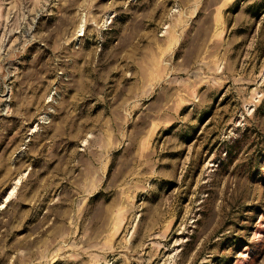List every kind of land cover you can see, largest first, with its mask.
<instances>
[{
  "label": "rangeland",
  "instance_id": "374dc122",
  "mask_svg": "<svg viewBox=\"0 0 264 264\" xmlns=\"http://www.w3.org/2000/svg\"><path fill=\"white\" fill-rule=\"evenodd\" d=\"M0 264H264V0H0Z\"/></svg>",
  "mask_w": 264,
  "mask_h": 264
}]
</instances>
